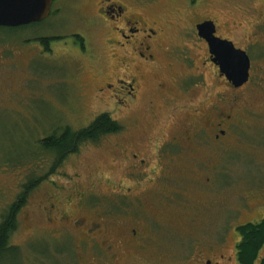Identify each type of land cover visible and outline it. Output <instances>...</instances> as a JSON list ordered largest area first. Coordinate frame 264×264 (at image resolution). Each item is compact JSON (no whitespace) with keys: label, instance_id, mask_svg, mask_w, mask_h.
Here are the masks:
<instances>
[{"label":"flooded vegetation","instance_id":"obj_1","mask_svg":"<svg viewBox=\"0 0 264 264\" xmlns=\"http://www.w3.org/2000/svg\"><path fill=\"white\" fill-rule=\"evenodd\" d=\"M57 1H53L50 16L59 10ZM141 2L98 0L94 3L97 11L91 10L89 15L85 11L84 20L99 39L96 45L90 43L88 27L86 32L64 35L58 27L41 26L47 19L26 28L0 26L13 32L3 37L0 33V67L8 72L13 94L42 97L47 77L53 78L51 89L61 87L58 46L70 38L62 44L85 54L93 74L83 83L82 95L85 91L106 104L113 101L112 111L121 112L122 119L116 120H122L123 125L100 142L88 143L100 145L116 138V168L124 174L115 176L113 186L107 191L103 184L112 179L98 177L97 172L89 174L90 167L82 162L81 170L68 176L69 195L65 194L67 185L56 187L35 211L25 208L28 204L21 209L27 211L22 218L20 211L12 238L20 226L30 238L37 237L35 264H264V243L251 263L243 261L240 249L243 229L264 221V193L244 191L238 195L237 205L230 196L218 193L227 186L218 176L219 162L239 140V129L264 121V104L254 106L253 99H246L252 77H260L259 71L264 75L261 63L255 67V57L250 55L262 42L256 39L246 47L249 40L243 38L245 45H238L233 36L222 31L217 19L208 16L191 19L195 42L188 46L182 42L186 31L180 17L187 8L183 11L171 6L164 14L152 17L160 0ZM194 2L198 1L191 4ZM206 21L215 24L217 37L249 54L250 75L243 85L236 86L213 61L208 42L197 30ZM198 37L206 47L201 62ZM209 68L214 80L207 77ZM81 70L82 66L75 69L79 74ZM151 78L162 80L147 82ZM204 89L209 99L203 104L199 93ZM135 107H141L151 124L136 116ZM125 109L130 113L124 119ZM140 125L145 130H139ZM152 140L147 153H140L139 145L147 146ZM199 147L210 148L213 156L208 157L212 160L204 161ZM204 169L212 170L219 181ZM92 194H99L100 201H91ZM210 227L215 228L212 234Z\"/></svg>","mask_w":264,"mask_h":264},{"label":"rangeland","instance_id":"obj_2","mask_svg":"<svg viewBox=\"0 0 264 264\" xmlns=\"http://www.w3.org/2000/svg\"><path fill=\"white\" fill-rule=\"evenodd\" d=\"M97 1L58 0L56 5L59 6V10L56 8L54 14L41 26L58 27L59 33L64 35H70L73 32H86L88 27L87 33L92 35L90 43L96 45L99 43V39L96 34V36L93 35V29L90 28L84 17L85 11L88 15L91 10L97 11L98 5H94ZM116 1L124 2V0ZM197 1V3L191 4L192 0H160L161 4L154 7L153 12L150 11L152 12L151 16L153 17L160 12L164 14L171 6L180 8L183 11L187 8L185 15H180V17L184 19L181 24L186 31L184 33L186 35L185 41L183 40L182 42L188 46H191L193 41L195 42L193 35H191L195 24H193L191 19L195 21L198 19L199 21L208 16L213 17L219 21L222 31L226 32V35L233 36L238 45H245L243 38L249 40V43L245 45L246 47L254 44L253 42L256 39L259 44L262 42L260 46L253 47L250 55L251 58L255 57L256 61H254L257 62L255 67L261 63L260 66L264 70V23H262L264 20V0ZM135 3L137 5L143 4L141 0H135ZM189 14H191L190 18L187 17ZM92 17L93 15L91 14ZM165 27L172 29L170 25ZM0 33L2 34L1 37L13 34V32H6L3 29H0ZM69 40L70 38L62 40L63 42L58 46L60 54L59 62L57 63L58 84L61 87L51 89L53 78L47 77L42 83V97L30 99L13 94L11 92L12 89L8 87V72H6L4 67H0V219L9 205L17 199L23 189V185L32 176L43 177L51 170L53 156L38 147L40 138L48 135L54 129L67 125L75 129L87 127L103 111H109L115 119H122L120 118L121 112L112 111L114 108L113 101H106V104L103 99L94 98L92 94L87 95L85 91V96L82 95L83 90L86 88L83 83H88L93 74L89 72L90 66L85 54L82 55L81 52L68 44H62L69 42ZM0 50L2 49L0 48ZM251 52L253 53L251 54ZM205 56V44L201 43L198 37V62H201ZM42 63L38 62L41 66L44 65ZM79 66L83 67L80 74L79 71H75ZM208 67L210 66L208 65ZM207 71V77L214 80V74L210 68ZM258 75L260 77H252L251 84L247 87L249 92L246 95V99H253L252 104L254 106H262L264 104V90L261 89L264 87V75L262 71H259ZM160 80L162 79L151 78L147 82L150 81V83L154 84ZM204 90L203 93H199L203 104L207 98L209 99V97H206L207 90ZM87 91L90 92L89 89ZM218 99L219 101L222 100L221 94L218 95ZM137 108L135 107V109ZM140 109L136 110V116L140 119L142 118L143 122L145 120L148 124H151L149 122L150 117L146 116ZM123 111L125 112L123 113L125 119L130 112H127L126 109ZM118 121L121 123L122 120ZM144 128V126H139V130H145ZM130 132H132V129H130ZM239 137V140L234 142L232 148H228L225 158L219 162L218 168L220 170L218 176L226 181L224 183H227V186H222L218 193L220 196L233 198V205L238 204V195L240 197L244 191L251 190L260 194L264 193V121L258 124L243 125L239 129ZM115 139V137H111L104 140L100 145H89L88 143L83 145L79 152L70 155L55 173H51L45 182L31 192L28 205L25 208H28L31 212L35 211L38 204L45 200V195L56 187L67 185L68 191L65 194L69 195L71 187L68 176L72 175L74 171H80L82 162L85 163V166L88 165L90 167L89 174L97 172L100 173L98 177L108 175L112 179L111 183L103 184L108 191L115 182V176L124 174L122 169L116 168L117 161L115 158L117 152L113 146ZM146 144L147 146L145 144L139 145L138 150L140 153L146 154L147 149L154 144V141H149ZM198 149L199 155L203 156L204 161L212 160L211 157H208V155L213 156V153L208 152L210 148L199 147ZM212 163L210 162V165ZM204 171L210 174L213 179L219 181L215 173L211 174L212 170L204 169ZM91 198H93L90 199L91 201H100L99 194H92ZM23 210L20 213V218L27 211V209L24 212ZM204 227L206 226L204 225ZM20 228V232L18 231L14 234L11 243L19 246L23 257L22 264H35L36 260H38V254L35 253L37 237L32 236L30 238L27 235V231L23 233L21 226ZM214 229V227L209 228L211 234Z\"/></svg>","mask_w":264,"mask_h":264},{"label":"trees","instance_id":"obj_3","mask_svg":"<svg viewBox=\"0 0 264 264\" xmlns=\"http://www.w3.org/2000/svg\"><path fill=\"white\" fill-rule=\"evenodd\" d=\"M40 24V22L31 23L30 26ZM22 27L26 28L28 26L24 25ZM122 128V123L116 120L111 114L101 113L87 127L75 129L67 125L54 129L51 133L38 140V147L53 156V164L50 172L46 176H32L23 185V189L17 196V199L9 205L2 215L0 219V263H23L21 250L19 247L11 244V238L13 232L18 228L19 213L27 205L31 192L45 182L51 173H55L70 155L79 152L83 145L90 142H100L108 134L116 133ZM243 233L244 241L240 245L243 254L242 259L245 263H251L254 261L258 249L264 243V221L260 225L245 227Z\"/></svg>","mask_w":264,"mask_h":264},{"label":"water","instance_id":"obj_4","mask_svg":"<svg viewBox=\"0 0 264 264\" xmlns=\"http://www.w3.org/2000/svg\"><path fill=\"white\" fill-rule=\"evenodd\" d=\"M54 0H0V26L19 27L49 18ZM198 34L210 48L213 61L236 86L243 85L250 75L249 54L234 43L216 36L215 24L206 21L197 26Z\"/></svg>","mask_w":264,"mask_h":264}]
</instances>
